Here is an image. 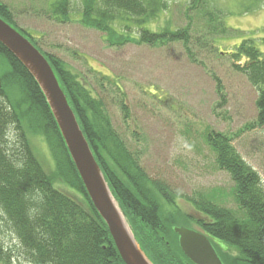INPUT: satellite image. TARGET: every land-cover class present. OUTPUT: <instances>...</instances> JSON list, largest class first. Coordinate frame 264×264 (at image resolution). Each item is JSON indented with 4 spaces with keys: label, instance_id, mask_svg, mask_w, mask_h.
<instances>
[{
    "label": "trees",
    "instance_id": "1",
    "mask_svg": "<svg viewBox=\"0 0 264 264\" xmlns=\"http://www.w3.org/2000/svg\"><path fill=\"white\" fill-rule=\"evenodd\" d=\"M207 3L187 0L186 26L175 30L167 19L159 30L149 27L152 18L169 8L168 0H79L77 11L72 10L71 0H47L44 15L58 24L74 19L85 28L101 32L104 41H114L117 46L179 42L187 59L200 63L198 52L205 40L210 42L230 29L224 15L213 6L208 8ZM197 14L205 17L203 28L195 27L193 15ZM0 17L26 36L52 66L110 188L154 264H192L179 248L173 227L194 224L211 240L215 237L232 250L217 246L223 263L264 264V183L233 146V137L208 127L203 130V141L216 167L229 175L233 187L230 193L221 188H214L210 194L194 192L186 200L197 215L185 213L175 203L176 194L144 171L139 163L141 153L115 129L103 96L109 93L104 88L113 84L112 77L100 71L97 88L78 80L64 61L44 50L32 33L15 23L4 1H0ZM258 41L264 45V36ZM223 53L232 56L234 70L243 74L257 92L256 117L245 128L264 127V52L257 47L255 37H246L232 51ZM212 80L221 97L219 81ZM121 108L125 120L128 109L124 103ZM34 134L48 144L52 174L32 149L30 136ZM137 134L132 131V135ZM54 174L84 197L87 208L54 187ZM225 197H231L233 206L224 204ZM6 233L14 240L7 242ZM23 262L124 264L85 192L43 93L25 67L0 43V263Z\"/></svg>",
    "mask_w": 264,
    "mask_h": 264
},
{
    "label": "rangeland",
    "instance_id": "2",
    "mask_svg": "<svg viewBox=\"0 0 264 264\" xmlns=\"http://www.w3.org/2000/svg\"><path fill=\"white\" fill-rule=\"evenodd\" d=\"M0 1L9 5L15 23L32 33L44 50L64 61L78 80L97 88L100 71L112 77L113 84L104 88L109 93L103 96L115 129L141 153L139 163L144 171L176 194L175 203L185 213L197 215L186 200L194 192L210 194L214 188H221L230 193L233 187L229 175L216 167L203 141L206 127L233 137V146L264 183V127L245 128L256 117L257 92L243 74L234 70L232 56L223 53L232 51L246 37H255L257 47L264 52V45L258 41L264 36L263 0H207L208 8L213 6L221 12L230 29L200 46L201 64L190 62L179 42L117 46L114 41L113 45L104 41L101 32L85 28L74 19L58 24L44 15L47 0ZM71 1L72 10L77 11L79 0ZM186 1L168 0L169 8L152 18L149 27L159 30L166 19L173 30L185 27ZM204 18L193 15L195 27L203 28ZM211 77L219 81L221 97ZM121 103L128 109L125 120ZM30 143L41 165L52 174L53 158L45 138L34 134ZM53 183L87 208L84 197L58 176ZM231 201V197H225L224 204L233 206ZM5 236L7 242L14 240L9 233ZM212 240L226 245L215 237Z\"/></svg>",
    "mask_w": 264,
    "mask_h": 264
},
{
    "label": "water",
    "instance_id": "3",
    "mask_svg": "<svg viewBox=\"0 0 264 264\" xmlns=\"http://www.w3.org/2000/svg\"><path fill=\"white\" fill-rule=\"evenodd\" d=\"M0 43L32 76L51 110L85 192L105 223L124 264H154L115 197L70 107L54 70L43 53L0 17ZM178 246L192 264H224L210 239L183 225L173 227Z\"/></svg>",
    "mask_w": 264,
    "mask_h": 264
},
{
    "label": "flooded vegetation",
    "instance_id": "4",
    "mask_svg": "<svg viewBox=\"0 0 264 264\" xmlns=\"http://www.w3.org/2000/svg\"><path fill=\"white\" fill-rule=\"evenodd\" d=\"M194 226L195 227H197L198 229H195L194 228ZM189 228H192V229H194V230H196V231H200L201 233H203L204 235H206L207 236V234L203 231V229H201L198 225H196V224H194V225H192L191 227H189ZM209 237V236H208ZM213 242V245H214V247H215V249H216V251H217V253H218V250H217V246H219L222 250H224V251H232L229 247V249L226 247V246H221L220 244H218V243H216L215 241H212ZM232 253H234V252H232ZM219 254V253H218Z\"/></svg>",
    "mask_w": 264,
    "mask_h": 264
}]
</instances>
